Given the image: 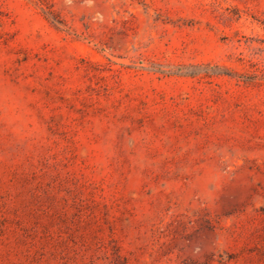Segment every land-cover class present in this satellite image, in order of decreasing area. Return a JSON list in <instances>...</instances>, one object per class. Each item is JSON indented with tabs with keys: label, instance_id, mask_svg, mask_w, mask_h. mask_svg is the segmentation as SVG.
<instances>
[{
	"label": "rangeland",
	"instance_id": "obj_1",
	"mask_svg": "<svg viewBox=\"0 0 264 264\" xmlns=\"http://www.w3.org/2000/svg\"><path fill=\"white\" fill-rule=\"evenodd\" d=\"M0 264H264V0H0Z\"/></svg>",
	"mask_w": 264,
	"mask_h": 264
}]
</instances>
